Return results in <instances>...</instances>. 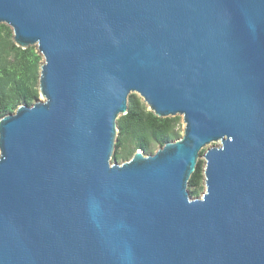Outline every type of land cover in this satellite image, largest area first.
I'll return each instance as SVG.
<instances>
[{"label": "water", "instance_id": "1", "mask_svg": "<svg viewBox=\"0 0 264 264\" xmlns=\"http://www.w3.org/2000/svg\"><path fill=\"white\" fill-rule=\"evenodd\" d=\"M0 24L44 59L0 119V264H264V0H0ZM131 94L183 136L112 164Z\"/></svg>", "mask_w": 264, "mask_h": 264}, {"label": "trees", "instance_id": "2", "mask_svg": "<svg viewBox=\"0 0 264 264\" xmlns=\"http://www.w3.org/2000/svg\"><path fill=\"white\" fill-rule=\"evenodd\" d=\"M36 48L22 49L13 41V30L0 24V119L13 114L20 105L32 106L39 100V77L43 57ZM179 116L160 118L151 112L137 94H131L128 113L119 117L116 161H128L138 150L146 155L155 147L181 138ZM201 164L190 179L191 195L199 198L205 191Z\"/></svg>", "mask_w": 264, "mask_h": 264}, {"label": "rangeland", "instance_id": "3", "mask_svg": "<svg viewBox=\"0 0 264 264\" xmlns=\"http://www.w3.org/2000/svg\"><path fill=\"white\" fill-rule=\"evenodd\" d=\"M5 25V24H4ZM8 26V25H7ZM9 27V26H8ZM34 48H36L37 49V47L36 46H33ZM36 52H38V49L36 50ZM39 53V52H38ZM43 62H44V59H43ZM179 117H181V116H179ZM182 118V117H181ZM182 124H181V127H180V132H181V135L183 136V132H184V127H185V125H184V123H183V118H182ZM181 136V137H182ZM118 137V136H117ZM116 143H117V139H116ZM219 145V143H212L211 145H208L206 148H204L202 151H201V153H200V158H199V163L198 164H201V166H202V170H203V172H204V169H205V166H206V160H205V158H204V154H205V152L211 147V146H218ZM160 148L159 147H155V149H154V153H156L158 150H159ZM117 151V148L115 147V151H114V154H115V152ZM154 153H152V154H154ZM151 154V155H152ZM116 162H118V161H116L115 159H114V155L112 156V158H111V163L113 164V163H116ZM125 161H119L118 162V164H122V163H124ZM191 191H192V188L190 187V185L188 186V192L190 193V196L192 197V195H191ZM205 192V191H204ZM203 192V193H204ZM202 193V194H203ZM202 196V195H201ZM200 196V197H201ZM199 197V198H200ZM192 198H194V197H192Z\"/></svg>", "mask_w": 264, "mask_h": 264}]
</instances>
